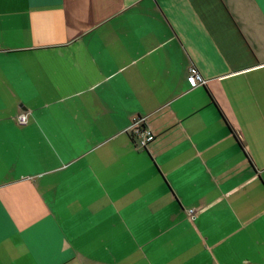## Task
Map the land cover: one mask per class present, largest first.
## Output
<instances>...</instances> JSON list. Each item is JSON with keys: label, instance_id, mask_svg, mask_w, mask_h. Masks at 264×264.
Here are the masks:
<instances>
[{"label": "crops", "instance_id": "1", "mask_svg": "<svg viewBox=\"0 0 264 264\" xmlns=\"http://www.w3.org/2000/svg\"><path fill=\"white\" fill-rule=\"evenodd\" d=\"M0 264H264V0H0Z\"/></svg>", "mask_w": 264, "mask_h": 264}, {"label": "built area", "instance_id": "2", "mask_svg": "<svg viewBox=\"0 0 264 264\" xmlns=\"http://www.w3.org/2000/svg\"><path fill=\"white\" fill-rule=\"evenodd\" d=\"M187 82L191 88L204 85L205 83L195 68L189 69ZM16 121L21 125L26 124L27 114L19 115L16 118ZM127 131L133 138L139 139L138 145L142 149L146 148V146L154 139L153 134L145 127L144 119L141 118L134 119ZM186 213L190 220H195L197 213L196 209L187 210Z\"/></svg>", "mask_w": 264, "mask_h": 264}]
</instances>
